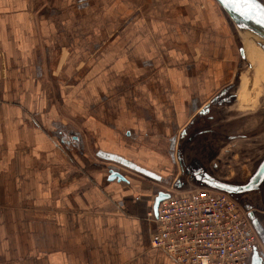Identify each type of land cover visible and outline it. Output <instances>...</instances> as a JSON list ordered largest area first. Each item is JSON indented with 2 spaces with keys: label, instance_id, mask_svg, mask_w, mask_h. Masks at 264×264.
I'll return each mask as SVG.
<instances>
[{
  "label": "crops",
  "instance_id": "0c3cea01",
  "mask_svg": "<svg viewBox=\"0 0 264 264\" xmlns=\"http://www.w3.org/2000/svg\"><path fill=\"white\" fill-rule=\"evenodd\" d=\"M235 54L215 0H0V264H179L147 214Z\"/></svg>",
  "mask_w": 264,
  "mask_h": 264
},
{
  "label": "built area",
  "instance_id": "2783aa9c",
  "mask_svg": "<svg viewBox=\"0 0 264 264\" xmlns=\"http://www.w3.org/2000/svg\"><path fill=\"white\" fill-rule=\"evenodd\" d=\"M153 208L150 246L179 264H249L261 240L247 211L229 194L208 187L171 190Z\"/></svg>",
  "mask_w": 264,
  "mask_h": 264
},
{
  "label": "water",
  "instance_id": "95a60500",
  "mask_svg": "<svg viewBox=\"0 0 264 264\" xmlns=\"http://www.w3.org/2000/svg\"><path fill=\"white\" fill-rule=\"evenodd\" d=\"M215 1L219 4L229 20L235 24L237 29L253 32L264 40V23L261 22V20L264 19V14H262L261 11L264 9L263 0ZM238 40L241 44L239 46L240 57L246 60L245 47L242 45L239 36ZM261 46L264 50V43L261 44ZM226 90L225 87L211 98V100L199 110V112L181 131L176 147V159L180 165V174L178 177H160L157 179L168 186H173L175 190H185L191 187H208L229 194L247 211L250 220L253 221L254 227L264 244V229L258 219L254 217V211L251 210L252 206L247 203V201L255 198L260 202L257 207L264 211V155L249 176H245V179L242 181H236L218 177L211 169V166L208 165V162L210 161L209 157H207V159L205 157L208 156L207 154H201V152L197 151V153L193 152L191 155L186 151L187 149H196L199 147L200 149H205L206 145H202L203 147H201L202 140L206 139L204 136L213 134V139H217L219 134H221L220 129L215 128L213 123H211V130L207 129L211 124L208 126H199L202 124L201 121L205 118H207V121L215 122L210 120V117L215 116L217 118L215 108L223 105L224 100L222 95ZM241 136L226 135L225 139L230 141L240 138ZM211 147L212 146L208 148ZM109 179L127 180L126 177L115 167L110 168ZM250 193H255L253 194L254 197H246ZM171 194V190L157 186L154 191L153 200V212L155 217L158 216L160 202L169 198ZM249 264H264V252L256 249L252 254L251 262Z\"/></svg>",
  "mask_w": 264,
  "mask_h": 264
},
{
  "label": "rangeland",
  "instance_id": "374dc122",
  "mask_svg": "<svg viewBox=\"0 0 264 264\" xmlns=\"http://www.w3.org/2000/svg\"><path fill=\"white\" fill-rule=\"evenodd\" d=\"M229 22L238 54H235V62L228 76L221 83L217 93L230 83H234L233 85H237L236 88L227 93L238 92L237 100H233L232 104L228 103L224 107L215 108V113L220 115L218 122L207 121V118L202 119V124L199 127L208 126L213 123L215 128L220 129L221 134H219L217 139H213V134L204 136L206 139L202 140L201 147H203L202 145H206L205 149H200L199 147L187 149L186 151L191 155L193 152L197 153V151L201 152V154H207L208 156H204L206 159L209 157L210 162H208V165L211 166V169L218 177L242 181L245 179V176H249L253 172L264 155V73L253 66L257 62L264 63V50L254 38L247 35L242 29H237L235 24L230 20ZM238 36L245 47L246 60L240 57L239 46L241 44ZM250 81L251 86L247 88V84ZM236 108L240 110L236 111ZM221 110L223 115H221ZM259 115H262V117ZM249 117L251 118V122H248L249 125L247 127V125H244V119H248ZM226 135H242L245 137L228 141L225 139ZM254 138L259 142V145L256 147L257 149L252 145H244V142L250 143L251 140H255ZM210 146L212 147L208 148ZM252 148H254V153L251 154ZM246 158L249 160L246 161ZM177 165L176 169L178 170L171 174L174 178H177L180 174L178 162ZM157 186L175 190L173 186H168L162 182L157 184ZM253 194L255 193H250L246 197L252 198L254 197Z\"/></svg>",
  "mask_w": 264,
  "mask_h": 264
},
{
  "label": "flooded vegetation",
  "instance_id": "af4514ba",
  "mask_svg": "<svg viewBox=\"0 0 264 264\" xmlns=\"http://www.w3.org/2000/svg\"><path fill=\"white\" fill-rule=\"evenodd\" d=\"M234 83H230L228 86H226V91H225V93H223V95H222V98H223V105H222V107L223 106H226L228 103L229 104H232L233 102V100H237V94H238V92H236V93H227L228 91H232V90H234L235 88H236V84L235 85H233ZM229 106H231V105H229ZM236 111H239L238 110V108H236L235 109ZM221 115H223V112H222V110H221ZM220 115L219 114H217V118L215 117V116H212V117H210V120H212V121H215V123L216 122H218L219 121V117ZM260 116V115H259ZM234 117V116H233ZM243 117V116H242ZM260 117H262V115L260 116ZM244 125H247V127H248V122H251V118L249 117L248 119H244ZM208 130H211L212 129V124L211 125H209V127L207 128ZM253 132V131H252ZM251 132V133H252ZM252 136V135H251ZM242 137H245V136H241L240 138H242ZM244 139H249V138H244ZM255 139V138H254ZM245 144L244 145H252L253 147H255V149H257L256 147L259 145V142L255 139V140H251V142L250 143H247V142H244ZM254 148H252V152H251V154L252 153H254V150H253ZM249 159H247L246 158V161H248ZM257 192H259V191H257ZM247 203L248 204H250L252 207H251V210H253L254 211V217L256 218V219H258V221H259V223H261V226L263 227V229H264V211H262V210H260L258 207H257V205H259L260 204V202H259V200H257V199H255V198H253L252 200H250V201H247ZM251 222H252V224H253V221L251 220ZM253 226H254V224H253ZM261 240V239H260ZM262 242V241H261ZM262 245H263V247H264V244L262 243ZM262 252H264V250H261Z\"/></svg>",
  "mask_w": 264,
  "mask_h": 264
},
{
  "label": "bare ground",
  "instance_id": "6f19581e",
  "mask_svg": "<svg viewBox=\"0 0 264 264\" xmlns=\"http://www.w3.org/2000/svg\"><path fill=\"white\" fill-rule=\"evenodd\" d=\"M245 31V33L249 36H251L252 38H254L260 45L264 43V40H262V38H260L258 35L254 34L253 32L247 31V30H243ZM256 63V62H255ZM253 66H255L256 69H258L260 72L264 73V63L261 62H257L256 65L253 64ZM251 86V81L247 84V88ZM248 91V90H247ZM225 93V92H224Z\"/></svg>",
  "mask_w": 264,
  "mask_h": 264
},
{
  "label": "snow or ice",
  "instance_id": "6c2138e0",
  "mask_svg": "<svg viewBox=\"0 0 264 264\" xmlns=\"http://www.w3.org/2000/svg\"><path fill=\"white\" fill-rule=\"evenodd\" d=\"M262 14H264V9L261 10ZM262 23H264V19L261 20Z\"/></svg>",
  "mask_w": 264,
  "mask_h": 264
}]
</instances>
